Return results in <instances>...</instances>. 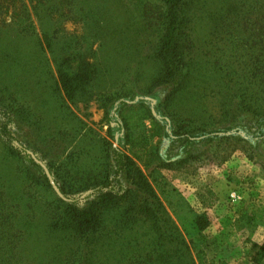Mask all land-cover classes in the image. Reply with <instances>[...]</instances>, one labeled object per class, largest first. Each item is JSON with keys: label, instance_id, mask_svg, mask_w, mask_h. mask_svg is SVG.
<instances>
[{"label": "rangeland", "instance_id": "374dc122", "mask_svg": "<svg viewBox=\"0 0 264 264\" xmlns=\"http://www.w3.org/2000/svg\"><path fill=\"white\" fill-rule=\"evenodd\" d=\"M21 1L24 16L18 5L0 15V99L12 113L7 131L14 139L8 143L0 130V223L6 216L18 218L16 227L25 233V264H81L83 255L89 264H148L145 255L155 242L157 217L146 219L130 210L134 203L142 204L145 195L127 193L134 187L120 174L107 189L66 197L84 207L102 193L127 194L119 204L103 209V221L87 243L50 223L47 204L58 196L41 183L44 170L27 152L50 173V166L67 155L75 157L83 147L98 152L102 144L123 151L144 175L160 208L155 222L163 228L165 250L174 247L170 235L176 228L194 264L193 245L203 251V264H264V136L254 142L228 135L200 142L192 148V158L170 167L166 163L177 160L183 144L152 136L148 120L133 133L144 137L142 150H122L108 134L102 97L128 90L145 94L162 69L152 54L162 0ZM252 2L207 0L202 11L185 13L179 38L183 63L201 76L188 80L165 107L175 131L184 126L223 130L236 119L249 133L257 132L255 118L234 109L238 95L219 90L230 80L236 84L233 74L244 68L239 61L246 49L239 51L238 43L252 35ZM65 57L84 58L92 69L90 83L73 102L58 85L57 67ZM215 62L222 63L220 70L233 71L229 78H223ZM74 63L67 68H76ZM3 122L0 116V129ZM87 156L81 154L80 163L93 162V156ZM127 211L131 214L123 215ZM202 214L208 226L199 233L195 218ZM2 259L0 253V264Z\"/></svg>", "mask_w": 264, "mask_h": 264}, {"label": "trees", "instance_id": "16d2710c", "mask_svg": "<svg viewBox=\"0 0 264 264\" xmlns=\"http://www.w3.org/2000/svg\"><path fill=\"white\" fill-rule=\"evenodd\" d=\"M37 1L45 5V1L49 0ZM59 1L69 4L75 0ZM161 4L163 11L158 15L160 33L152 54L162 64V69L152 78L151 89L145 94H137L128 90L102 97L100 103L104 110V121L108 125L110 138L122 150L127 146L132 148L139 146L138 149L142 150L144 137L140 134L134 136L133 133L136 131L137 125H142L148 120L151 123L152 136L160 134L170 143L179 142L183 144L180 147L177 160L165 162L170 167L177 162L184 164L192 158V148L197 143L213 141L220 136L227 135L241 137L240 135H229L232 131L244 132L249 142L262 138L264 136V0H253L251 9L255 16L250 21L252 22L250 23L252 35L238 43L240 44L239 51L246 50L244 51L245 54L240 57L241 61H239L241 67L244 68L239 73L234 72L233 74L236 84L230 80L224 87L219 88L220 93L235 92L238 95V103H235L234 109H240L255 118L256 133H249L244 125L237 123L236 119H231L230 125L223 130L195 131L194 129H187L188 126L174 130L170 118L164 111L165 107L175 100L176 95L183 89L188 80L193 82L201 76L197 75V70L183 63L185 58L180 50L179 38H181V32L187 22L185 21V13L188 12L192 15L202 11L207 7V0H162ZM17 5L20 16H24L26 10L21 0H0V15L8 14ZM204 13L213 16L212 12L205 11ZM221 17L222 15L220 19ZM74 62H76V68L73 67L69 70L67 66L73 65ZM215 63L219 67L218 70L224 73L223 78H229L233 71L230 68L220 70L222 63ZM206 74L211 75L210 67H207ZM234 76L237 77L234 78ZM91 78V65L84 58L65 57L57 67L58 85L64 98L69 102H73L80 91L87 88ZM225 87L230 90L225 89ZM11 114L0 99V116L4 119L0 130L8 143L14 141L7 131V126L12 120ZM84 152L88 154L87 157L93 156V162L89 161V165L80 163L82 159L80 155ZM135 156L138 160L140 159L138 155ZM85 166H89V168ZM49 169L50 174L52 173L55 177V184H58V188L65 198L63 200L55 196V200L47 204L48 216L53 229L68 233L71 238L87 243L89 237L94 235L101 225L103 211L114 204H119L121 199L127 198V194L102 193L98 199L84 207H79L75 200H69L66 197L87 189L95 191L107 189L111 186L113 177L120 174L134 187L127 193L138 191L145 195L144 200L141 201L142 204L136 202L130 210L146 219L157 217L154 219V227H152L155 242L150 246L151 251L147 252L148 255H145L146 262L148 264H194L189 254V248L179 236L176 228H171L170 235L174 240V247L169 251L165 250L163 228L155 222L159 219L160 208L156 205L144 175L135 165L133 159L123 151L112 150L108 145L103 144L99 145L98 152L97 149L88 150L83 147L75 157L73 154H69L60 163L50 166ZM28 180L34 181V178L30 177ZM41 183L52 191L45 175ZM1 195L2 192H0ZM129 214H131L129 211L123 213V215ZM17 220L16 217L6 216L0 223V230H2L0 233V253L4 256L2 264H25L22 249L25 245V233L16 227ZM195 222L199 233L208 226L205 214L196 216ZM190 242L193 244L192 241ZM84 248L86 247L84 246ZM193 249L196 250L195 259L197 263L203 264V251L197 250L194 245ZM260 250L264 253V244ZM88 260L89 258L85 255L80 258L81 264H89Z\"/></svg>", "mask_w": 264, "mask_h": 264}, {"label": "water", "instance_id": "95a60500", "mask_svg": "<svg viewBox=\"0 0 264 264\" xmlns=\"http://www.w3.org/2000/svg\"><path fill=\"white\" fill-rule=\"evenodd\" d=\"M229 135H240L241 137L247 139L245 133L242 132V131H232V132L229 133ZM27 153L32 157V159H33L38 165H40V166L42 167V169L44 170L45 176H46V178L48 179L49 184H50V186L52 187V189H53V191L55 192V194H56L60 199H63V200H64L65 198L63 197V195H62L61 192L59 191L58 187L56 186L55 182L53 181V179H52L50 173H49L48 170L45 168V166H44L43 164H41L37 159H35V157H34V155H33L32 153H30V152H27Z\"/></svg>", "mask_w": 264, "mask_h": 264}]
</instances>
